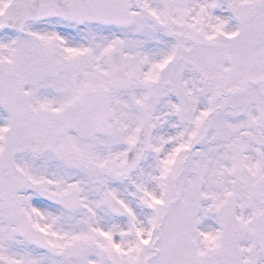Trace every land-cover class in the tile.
Masks as SVG:
<instances>
[{
  "label": "snow or ice",
  "instance_id": "1",
  "mask_svg": "<svg viewBox=\"0 0 264 264\" xmlns=\"http://www.w3.org/2000/svg\"><path fill=\"white\" fill-rule=\"evenodd\" d=\"M0 264H264V0H0Z\"/></svg>",
  "mask_w": 264,
  "mask_h": 264
}]
</instances>
